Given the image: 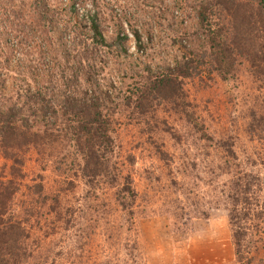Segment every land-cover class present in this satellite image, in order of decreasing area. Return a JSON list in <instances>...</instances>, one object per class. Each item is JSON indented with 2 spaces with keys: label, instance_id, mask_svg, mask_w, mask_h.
<instances>
[{
  "label": "rangeland",
  "instance_id": "374dc122",
  "mask_svg": "<svg viewBox=\"0 0 264 264\" xmlns=\"http://www.w3.org/2000/svg\"><path fill=\"white\" fill-rule=\"evenodd\" d=\"M200 1L43 2L51 7L54 21L63 19L70 26L75 16L80 19L86 11L96 14L109 44L97 48L87 40L86 56L98 60H94L93 80L109 94L103 107L113 138V152L106 154L111 156L108 172L120 179L111 183L109 177H99L93 186L86 184L81 177L82 159L69 141L33 147L24 155L19 199L26 200V187L38 182L46 198L42 215L29 221L35 236H43L39 228L46 230L56 221L52 211L56 203L61 211L84 212L77 227L96 228L82 256L70 264H235L228 176L220 167L224 156H236L245 168L242 163L251 156L256 163L248 170L264 175V143L251 140L246 132L252 110L264 107V84L255 81L246 67L226 81L204 67L202 34L195 19ZM12 2L8 6L12 11L21 3L30 4ZM67 2L75 5L74 20L64 16ZM135 33L141 39L139 50ZM76 40L79 43L81 38ZM161 73L172 82L152 89ZM68 123L60 118L59 129L68 128ZM3 163L0 158V176ZM127 175L136 193L131 220L121 211L117 197ZM259 189L254 195L264 208V186ZM258 229L257 236L252 230L249 233V238L261 240L251 253V264H264V224ZM51 232L48 240H57L63 233Z\"/></svg>",
  "mask_w": 264,
  "mask_h": 264
},
{
  "label": "trees",
  "instance_id": "16d2710c",
  "mask_svg": "<svg viewBox=\"0 0 264 264\" xmlns=\"http://www.w3.org/2000/svg\"><path fill=\"white\" fill-rule=\"evenodd\" d=\"M28 1L30 4L21 3L12 11L8 10L12 0L6 4L0 0V158L4 160L0 176V264H70L74 257L82 256L96 228L77 227V219L84 212L70 208L61 211L56 203L50 209L56 213V221L46 230L39 228L43 236H35L29 221L42 215L46 198L38 182L26 187V200L19 199L25 177L24 155L33 147L69 141L82 159L81 177L86 184L93 186L99 177H109L111 183L120 179L118 174L108 172L111 156L106 154L113 152V138L103 107L109 94L93 80L98 60L86 56L87 40L97 48L109 44L96 14L86 11L78 19L73 13L75 5L67 2L64 16L73 19L74 15L76 19L70 26L63 19H52L45 0ZM196 7L202 58L208 72L226 81L235 77L238 68L246 67L255 81L264 84V0H201ZM43 34L45 39L38 42ZM134 37L139 50L141 39L137 33ZM27 39L32 43L28 44ZM119 45L124 50L121 42ZM153 81L151 88L159 89L172 79L161 73ZM60 118L69 121L68 128L59 129ZM246 132L251 140L264 143V107L252 110ZM224 157L220 169L228 176L235 264H251V253L261 240L249 238V233L252 230L254 235L260 234L258 228L264 224V208L258 206L254 194L264 186V175L248 170L247 166L256 163L251 156L242 163L245 168L236 156ZM236 166L239 170L234 171ZM122 179L125 184L118 190V205L131 220L136 193L130 177ZM18 199L21 204L18 201L17 206ZM35 202H41L40 206ZM48 230L63 233L57 240H48Z\"/></svg>",
  "mask_w": 264,
  "mask_h": 264
}]
</instances>
